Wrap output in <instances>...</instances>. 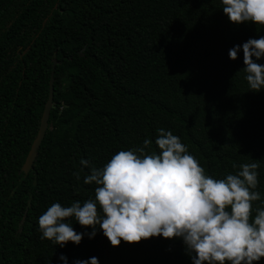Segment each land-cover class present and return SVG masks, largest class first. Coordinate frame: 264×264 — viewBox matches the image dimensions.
<instances>
[{
  "label": "trees",
  "instance_id": "1",
  "mask_svg": "<svg viewBox=\"0 0 264 264\" xmlns=\"http://www.w3.org/2000/svg\"><path fill=\"white\" fill-rule=\"evenodd\" d=\"M260 36L229 23L218 0H0V264H61V254L67 264H191L177 239L112 247L97 229L61 248L38 230L52 203L94 196L81 159L99 168L145 139L155 151L160 128L214 179L256 160L264 200V89L249 90L241 52L228 59ZM51 74L48 127L25 175Z\"/></svg>",
  "mask_w": 264,
  "mask_h": 264
},
{
  "label": "clouds",
  "instance_id": "2",
  "mask_svg": "<svg viewBox=\"0 0 264 264\" xmlns=\"http://www.w3.org/2000/svg\"><path fill=\"white\" fill-rule=\"evenodd\" d=\"M222 13L233 25L251 23L264 29V0H218ZM242 53L244 79L251 92L264 89V36L248 39L228 51L235 60ZM144 147L120 150L89 169L85 185L94 184V196L70 206L52 203L38 217L41 239L63 248L78 245L97 229L112 247L122 241L135 244L150 237L181 241L191 264H254L264 258V200L255 191L258 163L241 164L235 174L214 179L189 154L179 137L157 129L155 151ZM77 180L79 173H74ZM260 201L255 208L253 202ZM73 223L88 232H77ZM61 264L67 258L60 255ZM73 264H98V258Z\"/></svg>",
  "mask_w": 264,
  "mask_h": 264
},
{
  "label": "water",
  "instance_id": "3",
  "mask_svg": "<svg viewBox=\"0 0 264 264\" xmlns=\"http://www.w3.org/2000/svg\"><path fill=\"white\" fill-rule=\"evenodd\" d=\"M80 55H81V52H80ZM55 64H56V62L54 61L53 62V68H54ZM52 100H53V74H51V77H50L48 98H47V101H46L44 108H43V111H42V115L40 118V123H39V127L37 130L36 136L31 143L30 149H29L27 156L24 160V163L21 167V171L25 175H27L32 170L37 151L40 147V144H41V142L44 138L45 132L47 130L49 114H50V110L52 108Z\"/></svg>",
  "mask_w": 264,
  "mask_h": 264
}]
</instances>
